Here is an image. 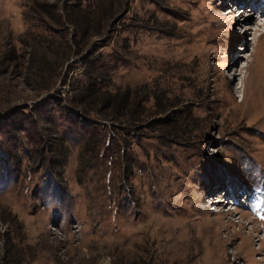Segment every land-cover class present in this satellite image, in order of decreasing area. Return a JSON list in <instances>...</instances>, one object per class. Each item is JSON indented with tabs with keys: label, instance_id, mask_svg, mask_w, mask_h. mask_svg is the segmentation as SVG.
Returning <instances> with one entry per match:
<instances>
[{
	"label": "rangeland",
	"instance_id": "1",
	"mask_svg": "<svg viewBox=\"0 0 264 264\" xmlns=\"http://www.w3.org/2000/svg\"><path fill=\"white\" fill-rule=\"evenodd\" d=\"M260 4L0 0V264H264Z\"/></svg>",
	"mask_w": 264,
	"mask_h": 264
},
{
	"label": "trees",
	"instance_id": "2",
	"mask_svg": "<svg viewBox=\"0 0 264 264\" xmlns=\"http://www.w3.org/2000/svg\"><path fill=\"white\" fill-rule=\"evenodd\" d=\"M68 8H71V11L67 12V13H69V15H68L69 17H67L68 22L75 25L77 35L80 32H82L81 34L85 33V30L87 29V27L89 26V23L91 21L90 20V14H92V13L87 12L86 10L82 9L81 4L79 2L78 3H68L67 4V10H68ZM112 8H113V6L110 5L109 10L111 13L113 12ZM105 10L106 9L102 10V12H103V14L101 12L102 16L104 15ZM107 12H108V10H107ZM112 96H118V94L117 93H115V94L108 93V99H111Z\"/></svg>",
	"mask_w": 264,
	"mask_h": 264
},
{
	"label": "bare ground",
	"instance_id": "3",
	"mask_svg": "<svg viewBox=\"0 0 264 264\" xmlns=\"http://www.w3.org/2000/svg\"><path fill=\"white\" fill-rule=\"evenodd\" d=\"M262 25V24H261Z\"/></svg>",
	"mask_w": 264,
	"mask_h": 264
}]
</instances>
